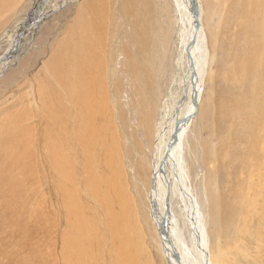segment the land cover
<instances>
[{"label": "bare ground", "instance_id": "obj_1", "mask_svg": "<svg viewBox=\"0 0 264 264\" xmlns=\"http://www.w3.org/2000/svg\"><path fill=\"white\" fill-rule=\"evenodd\" d=\"M64 7L0 109V264L35 221L43 264L264 263V0H41L1 79Z\"/></svg>", "mask_w": 264, "mask_h": 264}, {"label": "rangeland", "instance_id": "obj_2", "mask_svg": "<svg viewBox=\"0 0 264 264\" xmlns=\"http://www.w3.org/2000/svg\"><path fill=\"white\" fill-rule=\"evenodd\" d=\"M40 1L41 0H0V3L6 2V4H4V7L0 9V58H2L5 52L12 45L13 41H15V39L17 38V35L20 32V29L18 28L19 24L23 21L24 23L28 22V18L39 7ZM52 1L61 2L62 0ZM66 8L67 7H64L59 13H57V18L46 23L47 20H50L51 18L56 16L51 15L44 19L42 23H40L41 27H29L28 31H26L23 35V48L19 53H16L14 58H12L14 59L12 62L13 66L11 68L9 67L7 70V72L15 71V74L8 80L1 79V77H4V75H0V81L3 80L4 82L0 83L1 110H6L3 108L4 106H7L9 103H12L16 99H20V92L26 91L27 94L35 92L36 83L33 76L40 71L41 67L44 64V61L50 56V52H52V47L50 46V44L57 48V39L61 35L63 36V34H65V32L63 31L64 23L71 16L68 14H63ZM42 24H44L45 27H50L51 24V30L48 32L42 31ZM53 34H55L54 37H52ZM31 81L32 83H30ZM25 82H27L26 86ZM140 189L141 194L145 200L147 194L145 195L146 190H143V184H140ZM39 224V221L34 222L33 228H35L36 230H31L32 233L28 238H26L25 236L21 237L23 234L20 235L16 232L13 234L10 242L11 247L9 246L12 257L9 261H2L3 264H43L42 257L43 254H45L46 250L44 246L43 232L38 228H41V224L40 226ZM0 260H3L2 255H0ZM49 261H51V259H49Z\"/></svg>", "mask_w": 264, "mask_h": 264}]
</instances>
